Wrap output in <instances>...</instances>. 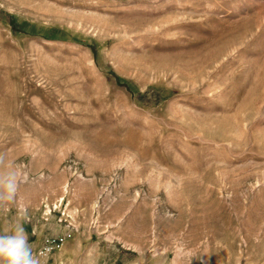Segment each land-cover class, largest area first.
Returning a JSON list of instances; mask_svg holds the SVG:
<instances>
[{
  "label": "rangeland",
  "instance_id": "rangeland-1",
  "mask_svg": "<svg viewBox=\"0 0 264 264\" xmlns=\"http://www.w3.org/2000/svg\"><path fill=\"white\" fill-rule=\"evenodd\" d=\"M0 154L40 264H264V0H0Z\"/></svg>",
  "mask_w": 264,
  "mask_h": 264
},
{
  "label": "clouds",
  "instance_id": "clouds-1",
  "mask_svg": "<svg viewBox=\"0 0 264 264\" xmlns=\"http://www.w3.org/2000/svg\"><path fill=\"white\" fill-rule=\"evenodd\" d=\"M27 181L24 168L0 154V208L20 205L26 214L21 188ZM0 264H40L23 223L14 221L0 231Z\"/></svg>",
  "mask_w": 264,
  "mask_h": 264
},
{
  "label": "built area",
  "instance_id": "built-area-1",
  "mask_svg": "<svg viewBox=\"0 0 264 264\" xmlns=\"http://www.w3.org/2000/svg\"><path fill=\"white\" fill-rule=\"evenodd\" d=\"M51 243V241L44 243V245L39 250V256L41 255L44 257L52 250L53 247Z\"/></svg>",
  "mask_w": 264,
  "mask_h": 264
},
{
  "label": "bare ground",
  "instance_id": "bare-ground-1",
  "mask_svg": "<svg viewBox=\"0 0 264 264\" xmlns=\"http://www.w3.org/2000/svg\"><path fill=\"white\" fill-rule=\"evenodd\" d=\"M59 200V199H58ZM53 206H54V204H53ZM56 206V205H55ZM47 213H48V211H46Z\"/></svg>",
  "mask_w": 264,
  "mask_h": 264
}]
</instances>
